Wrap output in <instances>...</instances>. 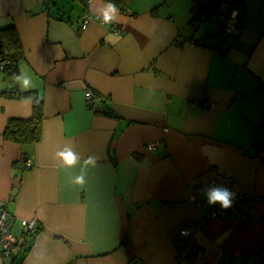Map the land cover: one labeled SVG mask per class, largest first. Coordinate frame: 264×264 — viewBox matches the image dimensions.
<instances>
[{"label": "crops", "instance_id": "obj_1", "mask_svg": "<svg viewBox=\"0 0 264 264\" xmlns=\"http://www.w3.org/2000/svg\"><path fill=\"white\" fill-rule=\"evenodd\" d=\"M223 2L194 30L192 0H0V27L18 36L17 86L44 113L40 141L6 140L9 119L33 108L0 96V206L17 241L0 264H264V0ZM228 9L241 24L223 33ZM65 146L71 167L55 155ZM88 156L97 163L81 188L72 181ZM218 175L259 199L241 224L200 221L219 205L205 196ZM184 228L199 248L177 263Z\"/></svg>", "mask_w": 264, "mask_h": 264}, {"label": "trees", "instance_id": "obj_2", "mask_svg": "<svg viewBox=\"0 0 264 264\" xmlns=\"http://www.w3.org/2000/svg\"><path fill=\"white\" fill-rule=\"evenodd\" d=\"M223 1L224 0H209V2H203L199 0H192L193 8L191 9V18L188 22V25L196 30L202 23H210L216 16H221V6L222 3H224ZM231 12L232 10L228 9L225 15L223 14L222 16L223 33H230L232 31H235V29L239 28L241 24L240 18L238 17V15H236V23H234L235 28L230 30V32L226 31L225 23L230 19V15L232 14ZM262 35H264V32L262 33ZM20 53L21 52L18 43V36L16 35L14 24L0 27V73L4 74V76L9 81V84L11 85L8 90L1 91L0 96L7 99L10 98L19 101L30 100L32 102L33 108L32 116L28 119H9V122L3 132L4 138L21 145L34 144V142L40 141L42 137L41 130L44 121L42 99L35 90L22 91L19 90L17 86V79L20 73L18 71L17 65ZM104 112L105 111H103V113ZM27 161L29 160H26V162ZM25 163L23 165L25 168L31 167V163L28 167H26Z\"/></svg>", "mask_w": 264, "mask_h": 264}, {"label": "built area", "instance_id": "obj_3", "mask_svg": "<svg viewBox=\"0 0 264 264\" xmlns=\"http://www.w3.org/2000/svg\"><path fill=\"white\" fill-rule=\"evenodd\" d=\"M89 18L87 14L83 15L80 25V30L85 29L89 24ZM236 15H230V19L225 23V28L227 32L235 28L234 23H236ZM116 29L114 26L113 31ZM180 41V40H179ZM181 42V41H180ZM85 98L89 105L93 106L94 102H100L99 98L95 96L94 93L90 91L85 92ZM26 167L30 165V162L27 161L25 163ZM212 185H218L229 189L232 193H234V199L232 201L231 207L228 209H222L220 205L214 207L213 209L207 210V212H201V220L202 222L208 221V219L213 218H227L229 221L234 224H241L246 221L248 218L243 212L244 206H253L255 203L259 201V199L255 196L248 194H240L234 188V179L233 177H228L224 175H218ZM211 185V186H212ZM210 187V186H208ZM206 187V189L208 188ZM205 189V191H206ZM189 201L196 205L198 209H201V201L196 193L190 196ZM14 218L10 216L4 208H2L0 212V249L1 254L8 258L13 256L15 251V247L17 244L16 239L12 235L11 227L13 225ZM24 228L27 229V233L30 235H35L39 228L37 227V220H27L24 222ZM176 262L182 263L185 262L191 255L197 252L199 245L196 243V239L192 233H190L186 228L180 229L178 232V236L176 239ZM264 250L259 248L255 251V254H259L260 257L264 260Z\"/></svg>", "mask_w": 264, "mask_h": 264}, {"label": "clouds", "instance_id": "obj_4", "mask_svg": "<svg viewBox=\"0 0 264 264\" xmlns=\"http://www.w3.org/2000/svg\"><path fill=\"white\" fill-rule=\"evenodd\" d=\"M108 10L112 13H115L117 11L114 4H109ZM113 19L114 17L112 15H109L108 12H106L103 16V20L106 23L112 22ZM55 155L60 160H62L63 166L66 167L73 166L75 163H77L78 160L77 153L73 150L72 147L69 146H65L63 150L56 152ZM96 163L97 158L95 156H88L84 160L81 174L76 176L72 183L82 188L86 184L85 176L87 167H95ZM205 196L209 205L219 204L222 209H228L229 207H231L232 201L234 199V193H232L229 189L218 185H212L208 187L206 189Z\"/></svg>", "mask_w": 264, "mask_h": 264}, {"label": "rangeland", "instance_id": "obj_5", "mask_svg": "<svg viewBox=\"0 0 264 264\" xmlns=\"http://www.w3.org/2000/svg\"><path fill=\"white\" fill-rule=\"evenodd\" d=\"M6 82V83H5ZM2 84H9L8 79L4 76V74L0 73V87L2 86ZM179 232V231H178Z\"/></svg>", "mask_w": 264, "mask_h": 264}, {"label": "water", "instance_id": "obj_6", "mask_svg": "<svg viewBox=\"0 0 264 264\" xmlns=\"http://www.w3.org/2000/svg\"><path fill=\"white\" fill-rule=\"evenodd\" d=\"M1 210H2V206H0V212H1Z\"/></svg>", "mask_w": 264, "mask_h": 264}]
</instances>
